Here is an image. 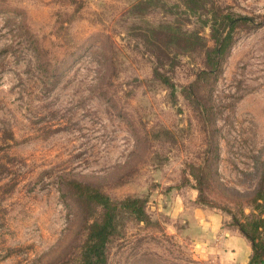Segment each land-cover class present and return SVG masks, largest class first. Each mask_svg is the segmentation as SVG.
<instances>
[{"label": "rangeland", "instance_id": "374dc122", "mask_svg": "<svg viewBox=\"0 0 264 264\" xmlns=\"http://www.w3.org/2000/svg\"><path fill=\"white\" fill-rule=\"evenodd\" d=\"M136 1L0 0V264L75 263L84 220L70 178L145 198L146 220L120 217L105 264L247 263L248 240L198 201L194 174L208 200L255 212L264 0H197L193 14L182 0ZM215 6L250 20L214 77L198 78L200 48L163 60L172 97L151 75L157 45L173 46L156 25L177 21L211 45Z\"/></svg>", "mask_w": 264, "mask_h": 264}, {"label": "trees", "instance_id": "16d2710c", "mask_svg": "<svg viewBox=\"0 0 264 264\" xmlns=\"http://www.w3.org/2000/svg\"><path fill=\"white\" fill-rule=\"evenodd\" d=\"M182 1L188 14H193L195 10H192L191 7L197 0ZM148 2L149 0H138L132 6L144 7ZM215 7L212 12L213 20L209 21L208 24L209 36L212 39L211 45H206L198 31L181 27L175 16L173 20L176 22L174 23L167 20L156 25L157 28H160L159 34L161 37L170 39L173 46L157 45L158 51L154 55L151 75L165 88L169 89L172 97L175 95L176 88L168 73L164 69H159V67L162 68L164 65L163 60L169 59L168 62L170 64H165L169 67L179 51H190L200 48L203 51L206 68L199 72L198 78L207 74H212L214 77L230 46L233 29L238 24L246 23L250 20L247 15L231 11L223 12L218 6ZM225 26L227 28L223 33ZM163 47L167 50H164ZM169 53H172L171 56H169ZM192 84V82L187 84L184 90L191 91L193 88ZM213 158H215V154ZM199 170L202 171L201 166ZM200 171L194 174L196 189L198 190V201L210 206L222 207L230 215L231 223L250 244L251 252L246 264H264V162L261 170L262 177L250 196V207L255 212L249 214H245L242 210L234 211L229 207L220 206L208 200L202 193L203 174ZM67 185L84 220V236L73 264H105L106 244L116 230L120 217L127 214L137 220H146L145 198L137 195H124L119 198H112L100 187L74 178L68 179Z\"/></svg>", "mask_w": 264, "mask_h": 264}]
</instances>
